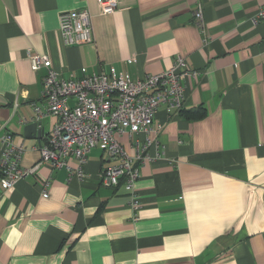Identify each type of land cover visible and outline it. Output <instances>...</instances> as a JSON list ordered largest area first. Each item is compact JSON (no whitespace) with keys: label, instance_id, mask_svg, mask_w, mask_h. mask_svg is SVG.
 <instances>
[{"label":"crops","instance_id":"crops-1","mask_svg":"<svg viewBox=\"0 0 264 264\" xmlns=\"http://www.w3.org/2000/svg\"><path fill=\"white\" fill-rule=\"evenodd\" d=\"M117 2L101 14L96 0H0V133L25 147L21 166L38 164L56 121L34 113L33 105L45 110V70L31 69L30 54L47 55L69 79L109 64L132 78L157 75L180 55L197 72L184 82L181 109L201 106L204 115L159 106L158 131L136 135L146 150L134 160L132 193L102 185L100 146L82 176L70 158V169L39 163L0 186V264H264V19L254 21L264 0ZM82 8L93 41L65 45L59 15ZM32 122L38 135L26 131ZM118 140L134 154L131 138Z\"/></svg>","mask_w":264,"mask_h":264},{"label":"built area","instance_id":"built-area-1","mask_svg":"<svg viewBox=\"0 0 264 264\" xmlns=\"http://www.w3.org/2000/svg\"><path fill=\"white\" fill-rule=\"evenodd\" d=\"M101 14H111L117 7V0H96ZM193 12L196 27L202 28L201 6ZM91 13L87 8L70 10L59 15V32L65 45H79L93 41ZM264 19L263 10L254 16V21ZM29 64L33 71L44 69L42 97L45 110L33 105L37 117L52 114L56 117L44 143L38 148L39 163L53 168L70 169L68 160L74 158V170L83 175L82 165L87 153L100 146L108 162L101 172L102 185L115 187L122 183L124 189L133 192L138 178L134 160L143 158L146 146L139 147L136 135L157 132L160 124H154L155 114L163 105L169 115L177 114L185 99V80L197 73L190 70L185 59L177 55L167 70L132 78L117 71L109 64L107 71L86 72L81 68L77 78H64L56 71L47 55L30 54ZM134 61V59H131ZM73 99L70 104L69 100ZM127 135L135 145L134 154H129L118 137ZM148 141V140H147ZM25 150L9 133H0V186L8 190L14 184L33 173L36 166L24 168L20 158ZM46 197L47 192L42 191ZM136 202L132 204L136 207Z\"/></svg>","mask_w":264,"mask_h":264},{"label":"trees","instance_id":"trees-1","mask_svg":"<svg viewBox=\"0 0 264 264\" xmlns=\"http://www.w3.org/2000/svg\"><path fill=\"white\" fill-rule=\"evenodd\" d=\"M179 114L185 116L187 119H196L204 115V110L201 106L195 109H180Z\"/></svg>","mask_w":264,"mask_h":264},{"label":"water","instance_id":"water-1","mask_svg":"<svg viewBox=\"0 0 264 264\" xmlns=\"http://www.w3.org/2000/svg\"><path fill=\"white\" fill-rule=\"evenodd\" d=\"M39 123L38 122H32L27 125L26 131H35V133L38 135V132H40V129L38 128Z\"/></svg>","mask_w":264,"mask_h":264}]
</instances>
